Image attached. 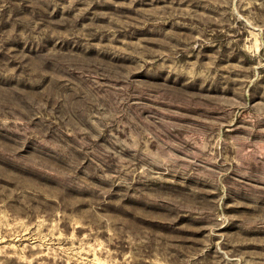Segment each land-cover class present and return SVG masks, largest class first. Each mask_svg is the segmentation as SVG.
I'll use <instances>...</instances> for the list:
<instances>
[{"label": "rangeland", "instance_id": "rangeland-1", "mask_svg": "<svg viewBox=\"0 0 264 264\" xmlns=\"http://www.w3.org/2000/svg\"><path fill=\"white\" fill-rule=\"evenodd\" d=\"M0 264H264V0H0Z\"/></svg>", "mask_w": 264, "mask_h": 264}]
</instances>
